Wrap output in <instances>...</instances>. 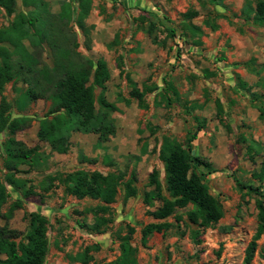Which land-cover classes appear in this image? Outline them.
Instances as JSON below:
<instances>
[{
  "label": "rangeland",
  "instance_id": "1",
  "mask_svg": "<svg viewBox=\"0 0 264 264\" xmlns=\"http://www.w3.org/2000/svg\"><path fill=\"white\" fill-rule=\"evenodd\" d=\"M41 1L48 7H25L16 0L14 14L7 16L0 9L1 28H7L17 14L39 17L34 25H23L26 38L18 37L15 46H9L15 75L20 64L34 65L32 70L18 73L0 94V107L3 98L9 106L6 114L17 127L13 135L7 128L0 132V183L8 194L0 212V231L6 237L16 233L17 243L28 231L30 213L46 217L44 264H111L121 256L122 243L135 249L137 264H243L258 225L257 197L239 188L235 180L260 186L264 194V183L252 178L264 154V114L250 96H264V23L253 20L259 0H89L82 28L76 23L80 0ZM66 11L68 15L57 16ZM190 11L196 16L188 20L184 15ZM190 23L199 28V34L188 30ZM169 29L174 37L167 34ZM66 50L71 60L105 61L110 79L103 90H94V96L102 93L118 111L110 115L112 135L99 138L94 133L72 132L66 152L58 153L37 137L40 122L53 116L48 93L23 103L22 111L16 101L38 71L60 69ZM250 60L252 64L244 66ZM239 80L246 89L239 88ZM167 81L177 96L164 90ZM133 88L152 91L139 101L131 96ZM95 106L98 109V103ZM195 116L204 117L205 126L192 144L193 155L210 162L215 171L199 167L197 172L204 174L223 217L213 225L193 224L186 214L192 209L189 205L157 220L153 212L163 199H170L158 157L162 138L169 136L183 144L188 133L195 131ZM9 138L16 142L12 147L19 143L25 149L37 148L41 163L16 165L8 171L5 146ZM77 170L123 177L108 213L97 212L102 204L98 200L66 195L57 180L47 192L39 185L46 176ZM154 171L161 184L160 198L146 204L143 193L152 190ZM9 173L27 180L26 188L31 186L34 195L24 198L6 184ZM132 176L136 195L125 199L123 186ZM101 216L106 218L101 226L104 233L83 226ZM161 222L170 224L167 230L143 241L142 229ZM81 254H86V263L79 260ZM250 264H264V231Z\"/></svg>",
  "mask_w": 264,
  "mask_h": 264
},
{
  "label": "trees",
  "instance_id": "2",
  "mask_svg": "<svg viewBox=\"0 0 264 264\" xmlns=\"http://www.w3.org/2000/svg\"><path fill=\"white\" fill-rule=\"evenodd\" d=\"M22 3L25 7H35L38 4L44 8L48 7L47 3L41 0H22ZM15 8L16 0H0V9H3L7 16L14 14ZM79 8L80 11L76 23L78 27L82 28V22L89 14V0H80ZM69 12H63L57 16H65ZM184 16L189 20L194 18L196 13L190 11ZM37 18L39 17L31 16L28 19L23 15L17 14L7 28L0 27V94L4 85L13 81L18 73L23 72L25 69V71L30 72L32 66H34L31 65L29 68H24L23 64H20L16 71L18 73L15 75L9 46H15L14 42L18 37L26 38L23 25H34ZM253 20L257 24L264 23V0H259L256 3ZM67 22H69V19ZM15 27L20 28L18 29L20 31L17 32L14 29ZM35 29L36 33L38 28L36 27ZM188 30L195 35L200 33L199 28L191 23L188 24ZM166 32L169 37H174L173 29L166 30ZM65 55H67L65 63L59 66L60 69L54 66V69L44 71L42 74L38 71L36 76L31 78L22 98L16 101L17 109L22 111L24 109L22 108L23 103L40 98L48 93L53 107L49 114H53V116L51 119H44L40 122L37 137L42 141L48 142L51 148L58 153L66 152L67 140L72 132L94 133L99 138L112 135L114 133V120L110 115L118 111L112 103L105 100L102 93L98 98L94 96V90L96 88L103 90L105 83L110 79V73L105 61L99 59L94 64L90 59L81 57L71 60L69 50L65 51ZM250 64H252L251 60L250 62H245L244 66L246 65L247 67ZM43 69L45 68L43 67ZM251 72L259 74V70L252 69ZM238 86L240 89H246L245 82L242 80H239ZM164 90L170 92L171 95H178L171 81L165 82ZM151 91L149 88H145L142 91L133 88L131 96L141 101L142 96ZM250 96L253 101L257 102L261 114H264V96L256 95L255 93H250ZM96 103L99 105L98 109H96ZM8 109L9 106L2 98L0 132L7 128L9 134L13 135L17 127L14 120H9V116L6 114ZM193 119L196 124L195 131L188 133L183 144L178 143L177 140L169 136L162 138L158 157L163 164L165 191L170 199H163L162 205L152 215L157 220H164L173 215L175 210L185 209L191 205L192 209L186 213L190 222L202 226L213 225L222 219L223 213L221 206L209 193V187L204 182V174L197 172L199 167H203L208 173H214L215 171L210 162L193 155L192 144L197 138V133L204 128L205 118L195 116ZM13 144H16V142L9 138L5 146V165L8 171H11L16 165L35 167L41 163L42 158L40 153L37 152V148L25 149L19 143L16 147H12ZM252 178L259 182L260 185L264 183V154L261 156L259 168L252 174ZM56 180L64 186L66 195L75 197L78 200L90 198L100 201L102 204L96 210L99 213L106 214L109 212L110 205L115 203L117 189L121 185L123 177L116 174L103 175L97 171L77 170L65 176H46L39 185L44 192H47L52 188V184ZM135 180V177L132 176L124 183L125 199L136 195L133 185ZM5 181L6 184L20 191L24 198L34 195L31 186L26 188L27 180L15 178L13 173L7 174ZM235 181L239 188L245 189L248 193H252L257 197L255 207L258 225L246 250L245 259H243V264H250L254 258L256 241L259 240L264 231V194L260 191V186L255 187ZM150 186L152 190L143 193L144 203L146 204H150L154 199L160 198L161 184L155 171L150 175ZM7 198L6 188L0 183V212ZM28 217V231L24 239H20L17 243L14 240L18 237L16 233L10 232L12 236L6 237L2 230L0 231V264H44L47 252L46 234L48 220L39 213H30ZM96 219L94 224L89 226L83 224V226H86L93 233H104L105 230L101 229V226L106 218L101 216L96 217ZM169 226L168 222L146 225L142 229V240L144 241L148 235L154 232L160 233L167 230ZM121 251V256L111 264H137L134 259L135 249L122 243ZM85 255H78L79 260L84 261L83 263H86Z\"/></svg>",
  "mask_w": 264,
  "mask_h": 264
}]
</instances>
